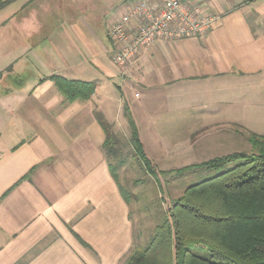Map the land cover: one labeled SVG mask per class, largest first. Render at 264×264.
<instances>
[{
  "label": "crops",
  "instance_id": "0c3cea01",
  "mask_svg": "<svg viewBox=\"0 0 264 264\" xmlns=\"http://www.w3.org/2000/svg\"><path fill=\"white\" fill-rule=\"evenodd\" d=\"M135 1L12 0L0 9V264H124L139 247L98 113L111 131L129 129L127 103L157 164L174 149L161 139L149 147V134L172 135L158 122L156 132L151 109L183 114L187 137L226 123L264 135V0H184L221 15L219 24L202 37L158 40L119 66L87 18L109 9L112 24ZM53 75L95 83V92L68 101Z\"/></svg>",
  "mask_w": 264,
  "mask_h": 264
},
{
  "label": "trees",
  "instance_id": "16d2710c",
  "mask_svg": "<svg viewBox=\"0 0 264 264\" xmlns=\"http://www.w3.org/2000/svg\"><path fill=\"white\" fill-rule=\"evenodd\" d=\"M11 1L0 0V9ZM51 79L68 101L88 100L96 89L95 83L88 81L59 75ZM124 115L135 155L165 192L161 176L172 170L160 171L148 156L127 103ZM97 117L107 134L104 150L111 174L128 200L119 177L125 160L119 158L118 139L103 115ZM248 140L251 153L235 151L173 170L178 174L192 169L217 173L190 185L171 202L148 243L136 247L124 264H264V135L249 132Z\"/></svg>",
  "mask_w": 264,
  "mask_h": 264
},
{
  "label": "rangeland",
  "instance_id": "374dc122",
  "mask_svg": "<svg viewBox=\"0 0 264 264\" xmlns=\"http://www.w3.org/2000/svg\"><path fill=\"white\" fill-rule=\"evenodd\" d=\"M69 1L72 0H67V3ZM67 11L69 14L67 16L71 17L74 15L72 13L74 10L70 6V3ZM88 11L91 10L88 9ZM112 17H114L112 10L108 9L107 11L97 10L95 16L87 18L91 27L101 35L107 47L111 49V54H108L109 58L113 55V46H111L112 40L110 42L107 36L108 30L112 25ZM83 28L84 32H87V26L83 25ZM255 91V89L248 88V96L251 97L254 95ZM261 91L264 94V88ZM245 98H247V96H245ZM149 113L156 114V116H154L156 120V132H158V129L160 132L162 131V126L158 127L157 122L166 127L167 125H171V127H167L172 133L168 138L164 136L163 138H152L149 133L150 141L146 138L150 148L152 147L151 143H153V141L161 139V143H169L171 145L167 151L174 149L172 154H169L172 160L164 162L159 158L158 164L160 166L156 163L160 171L172 170V172L161 176L165 192L160 190L154 177L147 172L135 155L134 149L130 144L129 129L126 127L120 128V126H118L120 129L111 131L113 136L118 139L115 146L120 152L119 158L125 160L124 165L119 168V177L123 187L129 195L128 197L132 207L133 221L137 236L135 240L138 238L136 241L137 245L140 247H144L148 243L156 224L163 217V210L167 209L171 202L181 196L184 190L190 185L198 183L217 173L210 169H192L186 173L178 174L173 170L181 168L180 166L183 165L199 163L231 152L245 151L251 153L253 150L248 140V131L243 130L239 123H226L221 126L213 125L209 129L197 131L192 136L187 137L185 134L188 132L190 122L186 121V123H184L182 121L183 114H178L172 110L171 116L169 117L170 120H168V118L165 117L169 116L167 114L159 116L153 109H151ZM178 116H180L181 119H179ZM262 124L264 125V122ZM146 132H149V129ZM177 143H181L179 149H177ZM157 155L159 157L158 153ZM114 161H116V159H114ZM164 194L165 198L163 197ZM138 231L141 232V238L138 236Z\"/></svg>",
  "mask_w": 264,
  "mask_h": 264
},
{
  "label": "built area",
  "instance_id": "2783aa9c",
  "mask_svg": "<svg viewBox=\"0 0 264 264\" xmlns=\"http://www.w3.org/2000/svg\"><path fill=\"white\" fill-rule=\"evenodd\" d=\"M221 15L188 6L184 0H136L109 29L113 59L119 66L133 63L141 49L158 40L202 37L220 22Z\"/></svg>",
  "mask_w": 264,
  "mask_h": 264
}]
</instances>
